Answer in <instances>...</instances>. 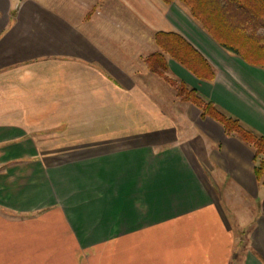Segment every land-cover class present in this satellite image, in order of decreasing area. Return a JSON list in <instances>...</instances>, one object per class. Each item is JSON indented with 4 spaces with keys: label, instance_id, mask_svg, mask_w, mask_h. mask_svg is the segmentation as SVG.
I'll return each instance as SVG.
<instances>
[{
    "label": "crops",
    "instance_id": "1",
    "mask_svg": "<svg viewBox=\"0 0 264 264\" xmlns=\"http://www.w3.org/2000/svg\"><path fill=\"white\" fill-rule=\"evenodd\" d=\"M201 21L180 0H0V264H264L253 151L148 66L180 34L214 76L170 56L168 75L264 134V67Z\"/></svg>",
    "mask_w": 264,
    "mask_h": 264
},
{
    "label": "trees",
    "instance_id": "2",
    "mask_svg": "<svg viewBox=\"0 0 264 264\" xmlns=\"http://www.w3.org/2000/svg\"><path fill=\"white\" fill-rule=\"evenodd\" d=\"M170 1V0H167ZM190 14L225 50L246 62L264 67V0H180ZM160 50L148 58L149 69L172 86L176 97L200 110L201 117L222 125L225 134L235 137L253 151L256 179L264 183V134L244 125L195 88L168 75L167 56L174 58L192 74L211 79L214 69L207 59L178 33L157 34Z\"/></svg>",
    "mask_w": 264,
    "mask_h": 264
},
{
    "label": "rangeland",
    "instance_id": "3",
    "mask_svg": "<svg viewBox=\"0 0 264 264\" xmlns=\"http://www.w3.org/2000/svg\"><path fill=\"white\" fill-rule=\"evenodd\" d=\"M260 68H261V67H260ZM261 69H263V68H261ZM259 70H260V69H259ZM263 70H264V69H263ZM154 78L158 79V81H159L161 87H165V88H168V89L170 88V86H169L168 84H166V83H162L161 79L159 80V78H157V77H154ZM170 90H172V89H170ZM170 92H172V91H170ZM171 94L174 95L173 92H172Z\"/></svg>",
    "mask_w": 264,
    "mask_h": 264
}]
</instances>
